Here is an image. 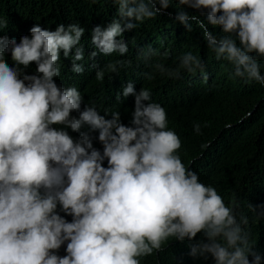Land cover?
I'll return each mask as SVG.
<instances>
[{
  "label": "clouds",
  "instance_id": "clouds-1",
  "mask_svg": "<svg viewBox=\"0 0 264 264\" xmlns=\"http://www.w3.org/2000/svg\"><path fill=\"white\" fill-rule=\"evenodd\" d=\"M142 1L97 9L93 0H17L0 13V264H140L174 244L202 264H264V192L251 214L237 213L166 107L232 85L185 79L216 64L183 39L162 46L173 31L145 22L162 12L181 11L183 24L202 15L216 56L245 85H264V0H179L184 10L174 12L168 0ZM131 55L140 57L122 62ZM128 67L133 82L121 80ZM121 82L141 85L119 93ZM172 92L180 97L163 107L152 97ZM80 93H105L95 97L104 103L81 102Z\"/></svg>",
  "mask_w": 264,
  "mask_h": 264
},
{
  "label": "trees",
  "instance_id": "trees-1",
  "mask_svg": "<svg viewBox=\"0 0 264 264\" xmlns=\"http://www.w3.org/2000/svg\"><path fill=\"white\" fill-rule=\"evenodd\" d=\"M16 2L17 0H0V13L12 8ZM93 5L97 9L115 7L110 0H93ZM175 10L184 8L174 5L168 11ZM165 15L163 18L162 13H158L155 18L145 22L158 23L160 27H169L175 31L176 23L171 21L172 17L168 13ZM195 17L197 18L190 21L191 25L187 27L193 31L181 32H189L197 38L183 35L179 37L183 42L197 46L204 57L212 58L205 60L219 65L216 66L217 71L226 70L218 73L227 80L230 79L232 87L206 98L187 94L175 110L166 106L169 119L171 122H182L196 141L198 155H202L199 163L205 170L207 182L220 189L237 213L245 211L251 214V206L264 192V86L238 85V82H243L237 80L241 77L234 76L232 65L214 61V58L218 57L208 46L203 35L209 24L202 15L197 14ZM199 21L203 22L204 29L199 26ZM193 26L195 28H192ZM198 48L195 49L197 55ZM219 59L225 60L223 57ZM223 85L225 86L226 82ZM180 89L183 91V88ZM197 123L201 126L199 134L194 129V124ZM254 234L251 230L247 231L248 243L252 242ZM262 238L264 239V231ZM262 244L264 242H258V247L263 248ZM158 250L154 249L151 255L139 257L140 264H202L201 261L188 256V248L185 245L174 244L159 253Z\"/></svg>",
  "mask_w": 264,
  "mask_h": 264
},
{
  "label": "bare ground",
  "instance_id": "bare-ground-1",
  "mask_svg": "<svg viewBox=\"0 0 264 264\" xmlns=\"http://www.w3.org/2000/svg\"><path fill=\"white\" fill-rule=\"evenodd\" d=\"M140 1V3L141 2H143V3H145V1H142V0H139ZM114 5V4H113ZM134 7V6H133ZM161 11H164V9H161ZM179 13V12H178ZM178 13H176V14H174L173 16H172V18H171V21H173L174 22V24L176 23V29H175V31H173L172 32V34L171 33H166V35H167V39H168V41L169 42H167V43H165V44H161L162 46H165L166 44H172V46H174V45H177V44H182L180 41H181V39L182 38H179V35H183V36H196V35H190L189 34V32H181V31H193V30H190V29H188L187 27H185V26H187V25H191V24H183L181 21H179L178 19H177V14ZM166 14V13H165ZM164 14V12H162V16H163V18H164V16H166ZM98 16H103V20L101 21V24H103V25H105L106 26V24H107V21H106V19H104V18H106L107 16L105 15V13H98ZM197 18V17H196ZM129 23V22H128ZM192 28H195L194 26L192 27ZM159 29H161V28H158L157 30H156V32L159 30ZM126 31H127V28L125 29ZM130 33V32H129ZM126 34H127V36H128V32H126ZM193 34H195V33H193ZM129 37V36H128ZM196 38H197V36H196ZM194 40V39H193ZM122 42H124L127 46H128V43H127V41H126V39H123V41ZM154 45H158V44H154ZM240 46V45H239ZM153 48H155V47H153ZM146 51V50H145ZM151 51H153L152 49L151 50H149L148 52H144V53H140V56H143V55H146V54H149ZM157 51V50H156ZM158 51H167L166 50V48H160V50H158ZM125 54V53H124ZM140 56H138V55H131V56H122L121 57V59H122V62H124V63H128L129 65H131V64H133V62L131 61L132 59H134L135 57H140ZM109 58H111L109 55H107V57L104 59V63L102 64V67H103V70H105V69H108V67H109V64H108V62H109ZM200 61H204L205 59H212V58H210V57H204V56H199V58H198ZM214 59H216V60H214V61H216V62H219V64H220V62H227V63H229L228 61H226V60H220L219 58H214ZM258 59H259V61L261 60V57H259L258 56ZM213 62V61H212ZM215 62V63H216ZM214 63V62H213ZM215 66H218L219 67V65H213V66H211V65H209V66H207V67H205L204 68V72L203 73H201V74H196V75H193V76H189V77H187V78H185V79H188V80H196V79H204V80H209V79H214V80H216V81H218V82H220V81H224V82H229L230 81V79L229 80H227L225 77H223V76H221V75H218V72H226V70H224V71H217V70H215V68H213V67H215ZM222 65H220V67H221ZM127 70H129V71H131L132 73H130V74H128V76L127 77H121V80H124V81H126V80H131V82H133V79H132V77H133V73H134V71H132L131 70V68L130 67H128V68H126ZM207 69H209L210 71H207ZM119 70H123L122 68H120L119 67ZM260 71H261V69H260ZM88 74H90V73H86L85 74V77H87L88 76ZM184 79V78H183ZM237 80H240V81H242V80H247V79H242V78H237ZM131 82H129V83H124V82H121V83H123L122 84V86H120V85H116L117 87H119V88H121V91L119 92V93H122V92H124V90L129 86V85H131L132 87L133 86H136V85H141V83H138V84H131ZM138 82H140L139 80H138ZM202 82H204V81H202ZM242 82H247V81H242ZM120 83V84H121ZM188 84V83H187ZM238 85H243V84H245V83H241V82H238L237 83ZM179 85H182V84H179ZM264 86V85H263ZM177 87H181V86H177ZM169 88H170V90H176V88H175V86H174V84L173 85H171V86H169ZM141 90L142 89H144V87H141L140 88ZM136 90L137 89H133V92H136ZM119 93H111V94H113V95H118L117 97L119 98V99H124L125 98V96L123 95V94H119ZM139 94V93H138ZM80 95H81V98H82V100H81V102L82 101H89V102H91V103H93V104H103L104 103V101H98V100H96V95H100V97H103L102 95H105V93H101V94H94V95H86V94H81L80 93ZM128 96H130V97H133L131 94L130 95H128ZM127 96V97H128ZM152 97H153V99H154V102H161L160 103V105L163 107L165 104H166V102L167 101H169V100H172V101H174V100H177V98L178 97H180L179 96V94H177V93H175V92H172V94H164V93H161V94H158V95H155V94H153L152 95ZM123 101V100H122ZM122 101H120V102H122ZM120 102H116V101H112V104L113 105H120L119 103ZM159 104V103H158ZM121 105H120V108L119 109H121ZM114 109H116V108H114ZM113 109V110H114ZM118 113H119V117H120V121H123L124 119H125V114H122V112H121V110H118ZM203 113V112H202ZM72 115V114H71ZM74 117L75 118H77L78 119V117L74 114ZM216 131V130H215ZM215 133V132H214ZM211 134V133H210ZM216 134V133H215ZM97 136H98V134H97ZM212 136V135H211ZM210 137V136H209ZM212 139H213V137H212ZM207 140H209V139H207ZM211 141V140H210ZM212 142V141H211ZM188 260V259H187Z\"/></svg>",
  "mask_w": 264,
  "mask_h": 264
},
{
  "label": "water",
  "instance_id": "water-1",
  "mask_svg": "<svg viewBox=\"0 0 264 264\" xmlns=\"http://www.w3.org/2000/svg\"><path fill=\"white\" fill-rule=\"evenodd\" d=\"M168 5L171 7H174V5L176 6H182V4L179 3V0H177V3L174 2V0H168ZM146 76H148L149 78H155V74L153 72H147L145 73ZM127 103H133L131 101H128Z\"/></svg>",
  "mask_w": 264,
  "mask_h": 264
}]
</instances>
